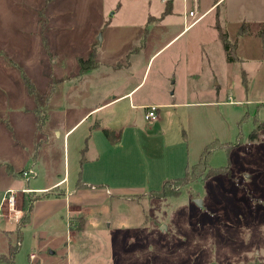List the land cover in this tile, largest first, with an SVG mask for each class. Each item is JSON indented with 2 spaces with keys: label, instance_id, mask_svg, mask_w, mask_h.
<instances>
[{
  "label": "rangeland",
  "instance_id": "rangeland-1",
  "mask_svg": "<svg viewBox=\"0 0 264 264\" xmlns=\"http://www.w3.org/2000/svg\"><path fill=\"white\" fill-rule=\"evenodd\" d=\"M214 1L0 0V203L28 185L23 166L38 174L31 187L71 186L76 208L28 224L15 264H264V0H220L199 19ZM94 49L99 64L82 73ZM130 101L169 106L148 122ZM97 122L120 131V149L102 131L90 140ZM218 141L210 177L181 185ZM34 199L19 191L20 222ZM2 214L5 264L17 229Z\"/></svg>",
  "mask_w": 264,
  "mask_h": 264
},
{
  "label": "crops",
  "instance_id": "crops-1",
  "mask_svg": "<svg viewBox=\"0 0 264 264\" xmlns=\"http://www.w3.org/2000/svg\"><path fill=\"white\" fill-rule=\"evenodd\" d=\"M220 0H218V1H214V3L209 7V9L208 10H206L205 12H204V14L203 15H201V17H199V19L200 18H202L204 15H206L207 14V12L208 11H211L213 8H214V6L219 2ZM199 19H198V21H199ZM155 20H157L155 17L154 18H151L150 19V22H154ZM194 23H197V21H193L192 23H191V25H194ZM219 27V26H218ZM222 29V28H221ZM225 33V32H224ZM219 34H220V30H219ZM227 34V33H226ZM227 36H228V34H227ZM219 38H220V36H219ZM228 39H229V37H228ZM231 40H229V42H230ZM232 42V41H231ZM233 43V42H232ZM97 51V50H96ZM97 62V61H96ZM99 64V63H98ZM171 95H176V92H172L171 93ZM129 96V97H128ZM131 96H132V92L130 91L129 93H127V94H125V95H117V96H114L113 97V99H112V101H110V103H108V105H110V104H112V105H116V104H119L121 101H123V99H125V97H128V99H130L131 98ZM133 97V96H132ZM130 104H131V106L132 107H139L140 109L141 108H143V109H145L146 107H150V106H158V108H159V110H158V116H159V113H160V107H163L162 105H164V107H166V106H169L168 104H162V103H160V104H158L157 102L156 103H152L151 105H139V106H134V105H132L133 104V102H131L130 101ZM174 105H183V104H181V103H176V104H174ZM95 110H97L96 108H95ZM95 110H93V111H91V112H89L87 115H84L83 117H81V119H80V121L78 122V123H76V125L75 126H72V127H70L69 129H67L66 131H65V134H64V139L66 140V141H68L69 140V138L73 135V133H75V132H73L75 129H76V127H78V125L80 124V122L81 121H83L84 119H86L87 118V116H90L91 117V114L93 113V112H95ZM146 111V110H145ZM89 117V118H90ZM159 117H157V119L156 120H159L158 119ZM155 120V121H156ZM103 126L100 124V123H98L97 122V124H95V126L94 127H92V136H89V138H90V140H95L94 138H93V135H95V133L97 134V133H99V132H103V136H105L104 135V130H109V129H106V127H104V128H102ZM109 131H114L115 132V134H116V136H118V138H119V141L118 142H116V143H112V142H110L108 139H107V141H108V143H109V152H111L112 150H118V149H120V147H122V138H121V133H120V131H118V130H114V129H111V130H109ZM73 132V133H72ZM89 152V148H88V146H85L82 150H81V154H82V156H83V159H84V161H86L87 162V153ZM98 153V152H97ZM98 157V156H97ZM98 161H99V157H98V159H97ZM97 161V162H98ZM29 169H32V170H34L32 167L31 168H29ZM23 170H27V169H25L23 166L21 167V170H20V172L21 171H23ZM35 171V170H34ZM36 172V171H35ZM38 177V174H37V172H36V177L35 178H33V179H36ZM32 179V180H33ZM63 181V180H62ZM62 181H60V182H57V183H55V184H53V186H51V188L50 187H41V186H33V187H31V186H29V180H26V182H27V184L28 185H26V187H22V188H19V187H9V188H7V189H5V191H4V194H5V192H7L8 190H17V191H24V190H29L30 192L29 193H34L35 195H37V196H41V198L39 199V200H35V201H33V203H32V211H31V219H30V223H29V225L30 224H33L34 223V225H35V223H36V220L37 219H40L38 216H42V224L44 223V222H47L48 220H51L52 219V217L53 216H55V215H57V214H59L62 210H64V209H66L67 210V213H69V215L73 212V209H76V208H73L72 207V205H69V204H72V200L70 199V196H71V192L74 190V189H71V186L69 187V188H66V189H64V188H62L61 187V185H59V183H61ZM78 184H83V185H85V186H88L89 184H87L86 182H84L83 181V178H82V176L80 177V179L78 180ZM109 185L110 184H108L107 182H106V184H101V187H104V190H107V189H109ZM92 188H94V187H92ZM75 189H77V191L80 189V188H78V185L77 186H75ZM108 191V190H107ZM3 194V195H4ZM46 195H48V196H46ZM25 196V195H24ZM3 197V196H2ZM26 197V196H25ZM2 199V198H1ZM23 202V201H22ZM42 208V210H41V212H40V209ZM81 209V208H80ZM41 220V219H40ZM8 222V224L11 226V227H13L10 231H12V232H14V230L13 229H17V227H18V224H16L15 222H10V221H7ZM70 223V222H69ZM32 255V254H31ZM33 256H34V259L36 258L35 257V255L33 254ZM31 260V259H30Z\"/></svg>",
  "mask_w": 264,
  "mask_h": 264
},
{
  "label": "trees",
  "instance_id": "trees-1",
  "mask_svg": "<svg viewBox=\"0 0 264 264\" xmlns=\"http://www.w3.org/2000/svg\"><path fill=\"white\" fill-rule=\"evenodd\" d=\"M174 0H169L168 3V7L171 6V4L173 3ZM168 10V9H167ZM219 28V27H218ZM220 30V40L222 41L225 51H226V57L228 58V62L232 63L235 62V60H237L238 58L235 55V51H236V47L237 45L235 43H232L231 41L229 42L228 36L226 33L221 32V28H219ZM96 49L93 50V52L89 55V58L87 60H80V64H81V71L82 73L87 72L88 70L94 69V67H97L98 62H96ZM24 83L26 85V87L28 88V91L32 94L33 93V85L30 82V79L24 75ZM104 135L105 137L112 143H116L119 141L118 136H116L114 131H109V130H104ZM258 134H256L255 132H253V135L251 136L252 139H258L257 137ZM221 143L220 141L212 143L210 145H208L203 151V154L200 157L199 162L194 165L192 168H188V171L186 173V175L182 178H178V181L180 182L181 185H188V183L194 182L197 179H201V178H209L210 176L208 175L210 173V168L211 166L209 165V160L211 158V156L213 155L214 151L218 149V146H220ZM228 150L230 148L233 147H237L239 146V142H235L233 145H228ZM227 149V148H225ZM216 175L219 174H230V169L229 167H225V168H219L218 170H216ZM81 187L83 186V184H80ZM79 187V188H81ZM168 183L165 184L163 186L162 189H160L159 193L157 194V197H161V196H170V189L168 188ZM168 188V189H167ZM48 196V195H46ZM41 198V196H37L36 195V199L35 200H39ZM33 203V202H32ZM32 203L29 206V210L26 213V215L22 218L21 222L18 224L17 227V244L16 245H12L11 243L9 244V253L7 255H1V259L5 264H15V259L16 256L21 248V243L23 240V230L24 228H26V226L30 223V219H31V211H32ZM69 227H75L73 226L71 223H69ZM83 228V226H81ZM77 229V227H75ZM80 229V227H78Z\"/></svg>",
  "mask_w": 264,
  "mask_h": 264
},
{
  "label": "built area",
  "instance_id": "built-area-1",
  "mask_svg": "<svg viewBox=\"0 0 264 264\" xmlns=\"http://www.w3.org/2000/svg\"><path fill=\"white\" fill-rule=\"evenodd\" d=\"M191 16L195 17L196 14H193L192 12L190 13ZM197 21V20H196ZM145 114H144V119L148 122H154L157 117H158V106H150V107H146L145 108ZM22 178L26 179V180H30L36 177V172L32 169H27V170H23L21 173ZM29 190H24L22 191V193H29ZM19 191L17 190H8L7 192H5L4 196L1 199V203H0V218L4 217L5 215L2 214V210L4 208L5 205H7L8 209L10 212L14 213V216H10V222H15L16 224H19V220L21 219V211L16 210L15 205H16V200L18 197ZM30 259L34 260V256L33 254L30 255Z\"/></svg>",
  "mask_w": 264,
  "mask_h": 264
},
{
  "label": "water",
  "instance_id": "water-1",
  "mask_svg": "<svg viewBox=\"0 0 264 264\" xmlns=\"http://www.w3.org/2000/svg\"><path fill=\"white\" fill-rule=\"evenodd\" d=\"M196 203H197V204H201V201L197 200Z\"/></svg>",
  "mask_w": 264,
  "mask_h": 264
}]
</instances>
